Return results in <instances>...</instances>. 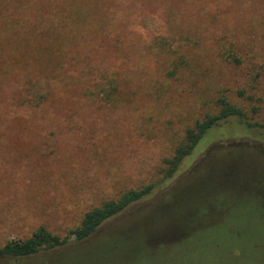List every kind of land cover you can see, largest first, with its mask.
<instances>
[{
  "label": "rangeland",
  "instance_id": "obj_1",
  "mask_svg": "<svg viewBox=\"0 0 264 264\" xmlns=\"http://www.w3.org/2000/svg\"><path fill=\"white\" fill-rule=\"evenodd\" d=\"M220 95L264 124V0H0V245L155 184L89 238L0 264H264V190L228 157L264 173L261 126L220 121L162 178Z\"/></svg>",
  "mask_w": 264,
  "mask_h": 264
},
{
  "label": "trees",
  "instance_id": "obj_2",
  "mask_svg": "<svg viewBox=\"0 0 264 264\" xmlns=\"http://www.w3.org/2000/svg\"><path fill=\"white\" fill-rule=\"evenodd\" d=\"M111 88L110 91H114L113 86H111ZM216 103L219 106L218 111L215 114H206L203 119H198L192 126L187 127L181 142L175 145L172 154L165 159V166L162 170V178L164 180L170 179L178 171L183 158L192 150L197 140L201 138L205 131L220 121L236 116L240 120H245L249 125L257 124L264 129V124H259L257 121H249L245 110L229 102L225 96H218L216 98ZM228 157H232V159L235 160L243 159L249 164L246 172L248 178V188L246 189L260 188L264 190V173L257 167L256 163L249 157L246 151H236L233 155H229ZM205 159L206 157L203 159L204 161L199 162L193 167L192 173L199 165L206 161ZM184 183L185 181L175 188L184 186ZM154 186L155 184L148 183L138 187H130L121 192L115 199L105 200L99 206L84 211L80 222L71 228L64 236L55 234L46 229L43 225H40L33 230L29 236L6 240L0 245V256L11 258L27 255L31 256L42 251L54 250L70 241L87 239L92 236L104 222L124 210L130 203L150 195L154 190Z\"/></svg>",
  "mask_w": 264,
  "mask_h": 264
}]
</instances>
